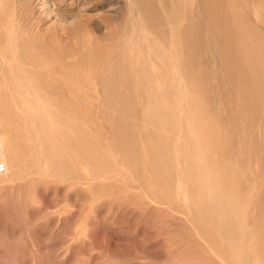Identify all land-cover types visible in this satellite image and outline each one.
I'll return each mask as SVG.
<instances>
[{"label":"bare ground","instance_id":"6f19581e","mask_svg":"<svg viewBox=\"0 0 264 264\" xmlns=\"http://www.w3.org/2000/svg\"><path fill=\"white\" fill-rule=\"evenodd\" d=\"M23 1L0 0V141L2 143L0 161L6 165L0 177H3L4 181L7 178L9 181L6 182L13 183L32 181L35 187L40 188L57 181L61 184V189L78 202L81 200L80 192L85 182L95 181L109 172L115 174L120 172L123 176L122 180L125 178V184L127 183L132 189L147 190L159 202L158 204H164L166 208L168 205L177 212L186 213L189 218L187 221L190 220L189 223L193 224L194 232L197 231L198 239L207 246L211 258L218 259L223 264H264V235L259 236L257 245L254 246L255 242L252 243L251 239L254 238V232H250L252 231L250 225L256 222L249 223V226L246 223L256 209L253 193L259 176L251 171L253 178L239 174L236 170L237 164L233 163L236 160H232L231 157L232 151H237L241 144L246 143L253 158L260 156L263 151H257L261 136L257 130L262 123L264 124V15L257 12L251 14L253 9H250V6L256 2L253 0L251 3L248 0H161L162 5H157L161 12L163 13L167 8L164 15H161L160 10L158 13L155 7V0L153 2L148 0L152 2L150 4H155V8L153 6L151 9L148 6L142 8H145L147 26L150 29L158 28V32L157 30L151 32V34L155 33L152 37L140 33L142 27L139 29L134 42H131L133 43L131 48L138 54L135 58L131 53L130 57L126 56L125 48H117L120 49L121 54H119L122 55L123 60H127L125 64L128 66L123 64L124 67H121L122 62L118 66L114 59L110 60L111 58L103 63L101 61L102 68H98L102 69V74L100 70L97 73L101 74L100 79L96 78V75L94 77L100 80V88L103 86L101 89L103 96L99 97V93L97 98V94H93L88 99L82 96L85 86L83 83L85 79H81L82 75H78L75 71L70 72V69L67 72L65 67L60 69L62 64L58 67L60 70L55 72H60L61 75L62 70L66 74L72 73L71 76L64 75L66 77L62 79L60 75L56 76L57 78L52 77L50 73H54V68L57 69L58 65L51 69L52 65L47 61L41 62L37 58L35 60L34 56L26 57L25 52L19 53L18 47L20 44L21 48L22 43L18 42V39L28 40L29 34L34 35L30 28L34 26L32 20L29 23L24 16L25 13L23 14L26 11ZM54 1L57 0H42L45 5L51 2V7L57 3ZM38 36L37 34L36 39H39ZM179 38L184 41L182 55L178 53L174 43ZM30 42L24 41L23 45L27 46ZM33 45L31 44V47ZM39 45L41 46L40 43ZM34 49H31L33 53ZM42 50L41 53L44 52V48ZM35 51H38L37 47ZM116 55L118 56V53ZM179 55L183 59H180ZM210 60L217 62L214 67L219 66L218 77L214 75L216 73L211 72ZM243 61L245 64L242 63ZM195 66H197L196 70ZM158 69L162 71L160 74L156 71ZM41 70L45 73L50 71V75L48 74L50 81H41L46 79ZM74 73L77 76L73 75ZM181 73L184 74L187 84L193 88V91L199 87L203 92V95L190 97L194 108L193 105L192 108L188 107L193 111L186 118L181 114L182 111L189 109L186 110L184 105H181V101L185 99L182 95L186 94L189 88L185 89L187 84L181 86L180 80H183ZM75 76V79L72 78ZM90 76L88 75V78ZM37 82L42 83L39 86ZM79 82L82 85V92L81 89L79 90L80 86L78 87ZM93 85L95 86V83ZM225 85L228 86L227 89L225 88L226 91L219 89L224 88ZM90 88L88 84L86 90L93 92L94 88L92 90ZM180 88L181 90L184 88L183 94H180ZM96 91L98 92L97 89ZM189 95L193 96V94ZM187 98L189 100L188 96ZM91 99L94 104L98 102L95 105L99 107H102L99 103L109 104L114 101V107L121 111L127 106H132L128 108L133 111L126 110L130 112L127 118L144 120V125L139 121L138 125L137 123L135 125L134 121L131 123L127 119L126 122L119 124L118 135L123 136L122 139H125L129 145V147L126 145L128 148L121 146V150L117 146L119 159L122 158V164L125 162L126 167L123 165V169H118V162L108 165L96 163L102 156L100 157L99 153L94 154V150L92 152L89 149H93L92 144L87 145L80 137V134L81 136L83 134L80 130L86 126L83 122V125L78 126L80 120L75 125L73 120H71L73 123H70L69 118L77 119L75 117L80 116L75 109L76 106L71 109L74 104L78 108L80 106L79 112L81 106H89L85 103H89ZM41 100L47 107H51L53 102H60L57 108L71 107V115L76 113L73 115L75 117L68 115L70 114L68 112H65L66 115L62 113L64 114L60 115L62 125L58 126V129L51 126L47 131V127H36L31 122L36 121L39 124L42 119H39L38 114L35 113L27 115L26 108L39 105ZM226 100L230 102V107L228 102L225 103ZM89 104L94 106L92 102ZM106 106H103L104 109L107 108ZM64 107L63 110L68 109ZM100 112L104 114L102 111L98 113ZM100 116L104 117V115ZM47 117L59 118L51 113H48ZM118 118L125 120L126 116ZM111 119L112 117L108 120L111 122ZM109 126L107 128H110ZM51 134H57L58 138L52 139L49 137ZM227 135L229 140L230 138L233 140H230L233 142L231 149H229L230 145L227 147L223 143ZM17 136L22 141L21 148L17 147ZM120 139L117 137L116 142L122 145ZM19 149L22 150L21 154V150L18 152ZM84 149L87 152H84ZM251 153L249 151L245 153L246 159L252 155ZM109 155L107 154L109 157H106L107 160L113 156ZM238 157L241 158L240 155ZM83 163L89 165L88 173L83 171ZM257 166L259 167V164ZM249 167L248 170L252 169ZM253 171L256 172L254 168ZM182 184L187 186V192L182 190ZM186 195L188 202H185ZM260 224L261 229L264 230V221ZM81 236L82 225L78 224L75 238L79 240Z\"/></svg>","mask_w":264,"mask_h":264},{"label":"rangeland","instance_id":"374dc122","mask_svg":"<svg viewBox=\"0 0 264 264\" xmlns=\"http://www.w3.org/2000/svg\"><path fill=\"white\" fill-rule=\"evenodd\" d=\"M153 1L154 0H152V2ZM155 1V7H157L156 9L158 11L160 10L159 6L162 5L163 0H158V2ZM248 1L251 3L252 0ZM54 2L57 3L52 6V8L51 2L50 4L48 3L49 5H45L42 0L23 1V7L25 6L24 10L27 11H24L23 14L25 13L24 16L28 19L29 23L32 20L31 23L34 26L30 27L32 28V31H30L34 34L33 36L35 38H33L30 34V39L28 40L26 38H19L18 42L20 41L22 45L24 41L31 42L27 46L21 45V48L19 44L18 51L20 50L19 53L25 52L26 57L32 58L34 56L35 60L37 58V60L41 62L47 61V63L52 65V68L50 67L51 69L54 68L53 66L58 65V70L54 68V73H50L52 74V77L55 76V78H57L60 75V72L57 73L55 70L59 71L60 69H64V67L67 68L65 69L67 72H69L68 70L70 69V72L75 71L78 75H82L81 79H85H83V83H85L84 90L81 89V82L83 80H80V85H78L79 83L77 85L78 87L80 86L79 90L81 89V92L83 90L84 95L80 92L82 96L88 99L90 96L92 97L93 94H97V98L99 93V97L103 96V93L101 92L103 86L100 88V80H98L100 79L99 76L102 74V69H99L102 68V66H100L101 61L103 63V61L106 62V60L108 61V59L111 58L110 60L113 61L114 59L118 66L121 65V67H124L123 64L127 63V60H123L121 57L122 55L120 56V49L117 50V48H125L126 56L130 57L131 53V55L135 58V55L138 56V54L136 53V50L131 48V45L133 44L131 42H134L139 29L142 27V30L139 32H142L143 35H152V37H154L155 33L151 34V32L158 29L155 27L150 29V27L147 26L145 8H142H147L148 6L151 9V6L154 7L155 5L150 4L152 2L148 0H60V2L57 0ZM253 2H256L257 4L252 3L253 6L251 4L250 9H253L251 10V14H255V12H257L258 14L264 15V0H253ZM165 10L167 11V8ZM165 10H163V13L166 12ZM151 12L150 15H152ZM155 12H153V14ZM160 13L161 15H164L161 10ZM140 23L145 26L143 27ZM35 26H39L37 27V30ZM33 28L35 29L34 32ZM35 32H37L36 36L37 34L39 35V39H36ZM156 32H158V30ZM131 37L133 40H131ZM33 41L37 43H33ZM174 43H176L175 45L178 53L182 55L184 41L179 38V40L176 39ZM31 44L34 45L31 47ZM33 47H35V49L37 47L38 51H35ZM220 47L222 48V46ZM43 48L44 52L41 53ZM31 49H34V53ZM117 53L118 56L116 55ZM179 57L180 59H183L180 55ZM118 58H120V60H118ZM214 61L210 60L211 72L216 73L214 75H217V69H219V66L217 65L218 67H214L213 65L217 64L216 61L215 63H211ZM47 63L45 66H47ZM242 63L245 64L244 61ZM132 64L134 63H131V65ZM61 65L62 68L59 67ZM82 66H84V68ZM196 68L197 66H195V70ZM77 70L79 72H77ZM99 70L101 74L98 75L97 73ZM41 71L44 73V78H46L41 81H50V76H48L50 71H46V73L44 70ZM156 71L159 74L162 72L160 69ZM64 72L61 70V75L59 76L61 77L60 79L66 77L67 75L71 76L72 74H66V72ZM75 73L73 75H76ZM218 74H220V72ZM88 75H91L89 77L90 79L88 78ZM94 75H96V78L99 77L97 79L98 81ZM181 75L183 76V80H180V84L183 87L187 84V82L184 78V74L181 73ZM76 76L72 78L75 79ZM78 77L80 79V76ZM216 77H218V75ZM79 79H76V81ZM89 82L92 83L91 85L95 83V86L93 85L94 87L92 86V88H90L91 85ZM97 82L99 84V88L97 87ZM40 83L37 82L39 86ZM88 84L90 90L94 88L93 92L87 91L88 89L86 90ZM186 86L185 89L189 88L186 90V94L184 93V88L182 89L183 91L180 88V94L184 93L182 96H184L185 99L181 101V105H184L187 110L188 107L192 108L193 105L190 97H195V95L198 96V94L203 95V92H201L202 90L199 87V90L196 88L195 91H193V88H191L188 84ZM225 88L227 89L228 86L225 85L224 88L219 89L225 90ZM187 93L193 94V96ZM187 96L189 97V100H187ZM91 102L96 107L89 104ZM227 102L228 104L230 103L226 100L225 103L227 104ZM39 103V105H33L30 108H26V112H28L27 115H34L35 113V115L38 114L39 119H42L41 121L39 120V124L36 121L31 122L32 125L43 128L47 127V131L51 128V126L58 129V126L61 127L62 125L60 115H66L67 112L70 113L68 115H71V109L76 106L75 109L80 116H73L76 113L71 115L77 119L69 118L70 123L72 122L71 120H73L74 123H72L75 125V123L80 120L78 121L80 122L78 123V126L79 124H82V122L84 126H86H83L85 129L82 127L84 130H80V132L83 131L82 136L79 133L81 139L87 145L89 144V146L92 144L91 147L93 149L89 148V146L88 148L91 151L94 150V152L92 151L94 154L97 155L99 153L100 157H104L96 163L100 164L99 162H101L108 165L112 164V162H118V169H123L122 167L125 166V162L122 164V158L120 157L119 159L120 155H118V150H121L122 147L128 148L129 145H127L128 142L125 139H122L123 136L118 135L120 132L118 128L119 124H122L123 121L126 122V119L129 120V118H127V114L133 111L130 110L132 106H127V108H124L125 111L124 109L121 111V109L114 107V101L109 102V104L99 103V105L102 106L99 107L95 105L96 103L98 104V102H95L94 104L91 99L89 103H85V105H89L88 107L81 106L80 111L84 108L85 109L80 113V111L78 112L80 106L78 108L74 103L72 108H68L67 106L64 107V103H62L63 105H61V107L63 106L64 109L71 108L70 110H63V107L57 108L58 104V106H60V102H53L51 107L45 106L43 104V100ZM106 105H108V107ZM103 106H106L107 108L104 109ZM230 106L231 105L229 104V107ZM100 108H102V110ZM190 108H188L190 111H182L181 116H185L186 118L188 114H191L193 109ZM226 108L228 107L226 106ZM126 110H129L130 112ZM99 111H102V113L105 111L107 114L105 112L104 114H101V112L98 113ZM184 112H186V114H184ZM48 113L54 114L55 116L57 115L59 118L56 119V117H47ZM111 113L114 116H112ZM99 114L104 115V117ZM179 114L177 116H179ZM122 116L123 118L126 116V118H124L125 120L118 118ZM105 117L107 118L106 120ZM110 117H112L114 122L112 119L111 122L109 121ZM115 118L118 120H115ZM102 119L105 121H102ZM129 121L131 123L134 121L135 125L136 123L138 125L139 122H143L142 125L145 124L144 120L141 118H134V120L130 119ZM188 121L190 122V120ZM106 122L107 124H112L109 126ZM41 123H43V125ZM106 125L110 128H107ZM114 130H116L117 133ZM257 132L261 135L258 143L261 149L257 146V151H264L263 123L261 127L258 128ZM49 137L52 139L58 138V135L51 134ZM117 137H119V139L121 138L120 141L122 145L116 142L118 141ZM225 137L226 138L223 139V143H225L227 147L230 145L229 149H231L233 144L231 141L233 140L230 138V141L228 139V135ZM261 139H263L262 142ZM21 142L20 137L17 136L18 148H21ZM117 146L120 148L117 149ZM88 148L86 149L89 150ZM86 149H84V152H87ZM20 150L21 149H19L18 152ZM61 151H63V149ZM248 151L251 153L248 144H241L238 150L234 151L235 153L232 151L231 157L232 160H236L233 163L237 164L236 170L239 174H242L245 177L247 176V178H253L252 176H254V173L255 175L257 173L259 176V179L256 180V188L253 193L254 197L252 196L255 199L254 200L252 198L254 200V208L256 209L253 214H251V216H253H250L252 219L249 217L250 219L246 221L248 226L249 223L253 224L254 221L256 222H254L256 225H250L252 227V231L250 230V232H254V238L250 237L252 236V233L250 235L248 234L253 241L252 243L255 242L253 245L256 246L259 240L258 238H260L259 236L262 234L264 235V230L261 229L260 224L261 221H264V152L262 151V154L260 155L261 158L258 155H256L258 156V159L253 158V154L251 153L252 155L249 157L250 159H246L245 155ZM21 153L22 150L20 151V154ZM100 153H104L103 155L105 156ZM107 154H110V157L112 155L115 157L113 158L112 156V158H110L111 160H107ZM238 155L241 156V160ZM244 156L245 158H243ZM112 159L114 160L112 161ZM108 161L109 163H107ZM120 161L121 163H119ZM257 162L259 167L257 166ZM88 166L89 165L86 163L82 164L83 171L85 173H88L89 171ZM248 166L252 169L248 170ZM253 168L256 172L253 171ZM250 171L251 173L253 172V174H250ZM119 173L120 172H116V174L109 172L104 177L96 179L95 181L85 182L80 192L81 200L78 202L66 194L61 189V184L57 181L51 182L45 188H40L35 187L32 181L13 183L11 181L6 182L9 181V179L7 180V178H5L6 181H4V179H2L3 177H0V264H223L220 263L221 261L218 259L211 258V254L208 252L207 246H205V244L198 239L197 231L194 232L195 228L193 224L191 222L189 223L190 220L187 221L189 218L186 213L177 212L175 209L169 208L168 205L166 208L164 204H158L159 202L155 200L147 190H141V188L132 189L127 183L125 184V178L122 180V173ZM185 186V184H182L181 186V188L183 187L182 190H184V192L187 190V186ZM187 200L188 195H186L185 202H188ZM78 224L82 225V236L79 240L75 238ZM254 230H257L259 234Z\"/></svg>","mask_w":264,"mask_h":264},{"label":"built area","instance_id":"2783aa9c","mask_svg":"<svg viewBox=\"0 0 264 264\" xmlns=\"http://www.w3.org/2000/svg\"><path fill=\"white\" fill-rule=\"evenodd\" d=\"M1 144L2 143L0 141V147H1ZM5 169H6V165L0 161V174L4 173Z\"/></svg>","mask_w":264,"mask_h":264}]
</instances>
